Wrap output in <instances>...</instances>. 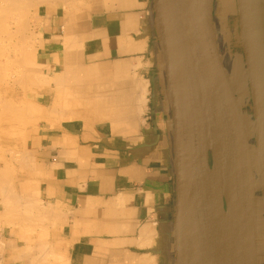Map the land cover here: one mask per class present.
Here are the masks:
<instances>
[{
	"label": "crops",
	"instance_id": "0c3cea01",
	"mask_svg": "<svg viewBox=\"0 0 264 264\" xmlns=\"http://www.w3.org/2000/svg\"><path fill=\"white\" fill-rule=\"evenodd\" d=\"M234 17L240 25L237 0H215L217 51L241 108L252 97ZM35 21L41 81L28 180L51 213L53 249L64 264H176L174 124L154 1L46 3ZM4 244L2 264L41 257L14 234Z\"/></svg>",
	"mask_w": 264,
	"mask_h": 264
},
{
	"label": "water",
	"instance_id": "95a60500",
	"mask_svg": "<svg viewBox=\"0 0 264 264\" xmlns=\"http://www.w3.org/2000/svg\"><path fill=\"white\" fill-rule=\"evenodd\" d=\"M153 1L174 124L176 264H258L249 136L220 63L215 0ZM237 1L264 208V0H251L250 27L242 0ZM203 95L214 123L213 142L203 134Z\"/></svg>",
	"mask_w": 264,
	"mask_h": 264
},
{
	"label": "rangeland",
	"instance_id": "374dc122",
	"mask_svg": "<svg viewBox=\"0 0 264 264\" xmlns=\"http://www.w3.org/2000/svg\"><path fill=\"white\" fill-rule=\"evenodd\" d=\"M22 1H21L22 2L21 5L24 4L27 0H25V2H24V0H22ZM29 1L31 2L30 3L31 6H29V4H26V5H28L29 8L26 7V5L24 4L26 9L29 10L28 14H27L28 10H26L25 7H23L24 5L20 6V4L18 2L19 8H21V10L20 9L19 10L17 9V10L21 16L17 13L19 15V19L17 18L18 17L17 15H16V18L18 19L19 22L18 21H17L18 23L16 22L17 25L13 26V28H14L13 30L14 31H15V29L17 30V26H18V24H20V26H19L20 31L17 30L18 34L16 33L17 36L19 35L18 36L19 38L15 35L13 45L16 48L13 46V50L11 51V57L9 58L10 60H8L6 62V58H5L6 55L3 56V60H2L3 61L2 65L4 64L2 66V68H3L2 72L4 71L3 77L8 78L9 75H10V77L12 75L13 76L11 77L12 79L9 77L10 79L9 78L6 79L5 82L3 80L1 83V86H0V91L2 92V93L0 92V94H1L0 99L2 100L4 98V100H3L4 102L0 100V125L2 127V130L0 127V135H1L0 136V138H1L0 139V154H1L0 155V174L3 173L2 175H0V179L4 175V177L8 178L9 180H7L6 185H5V183L3 185L7 186V189L11 192L13 190L9 189L11 187L8 186V184H9L8 182H10L11 185H12L11 182H13L14 186L12 185V187L14 190L16 188V190L13 191L14 193L12 195H10L11 194L10 193L8 196L9 192L8 193L5 192L6 187L4 188L2 186V183H3L2 181L3 180L5 181V179H3V177H2L3 180L2 181L0 180V186H2V187H0V190H1L0 191V243H1V241H5V237L7 236V234H14L16 237L19 238V243H21V245H23L26 252L28 250H30L32 252H34V251L39 252V254H37V256H39L40 254H41L40 256H42L44 252H48L50 250L55 252L51 255L52 258H50V259L46 258L48 260H45L42 258L43 259L42 263H41V261L39 262V259H36V261H34V260L32 261L33 264L34 263L38 264V262L40 264H64V259H63V256H62L60 250L59 249H52L53 245H54V241L58 240V239H48L50 236V231H51L50 221L48 220L49 217H47V215L45 216V212H43L44 207L42 206V203L38 200V198L35 196V192L33 190V187L30 186V183L28 180L29 179V173L33 169L32 156H31V151H30V147H29V141L32 137L33 131H34V129L38 123V120H39V116H38L37 111L35 109L36 108L35 107V104H36L35 93L37 91V88L39 87L38 82L41 81L40 80V78H41L40 77L41 76L40 71L35 65L36 64V51H37L35 17H36V14L38 12V8L43 4H46V3H48V4L49 3H59L60 4V3H62V4L67 5V6H69V5L70 6H77V5H81L83 3V1H85V0H64V1L63 0H41V1L40 0H29ZM33 1H35V2H33ZM22 10H23V12H22ZM22 18L26 22L25 25H24V21H23V24H21V22H20L23 20ZM237 19H238L237 17H234L232 22L229 23V27H230L232 33H237V32L241 33V24L240 25L238 24V22L236 21ZM27 22L29 24H27ZM25 26H29V27L26 28ZM239 27H240V30H239ZM226 30H227V27H223L221 32H223L225 34V32H227ZM21 33H23V34H21ZM26 34H28V35L26 37H24V35H26ZM20 35H21V38H20ZM22 35H23V37H22ZM17 38L19 39V41ZM22 38L26 39L25 43L22 41L23 40ZM227 39H228L227 36H225V39H223V43L226 44V42L228 41ZM22 45L27 46V47H23ZM228 46H229V44H228ZM22 48H24V49L22 50ZM11 49H12V47H11ZM15 50H16V52H14ZM17 50L20 52V54ZM21 52H22L23 59L20 58V57H22ZM18 54L20 55L19 57H17ZM12 57H16L17 59L12 58ZM11 59H14V60H11ZM20 60H22V62ZM11 61H13V63ZM18 61H20L22 64H20V62H18ZM6 65H7V67H6ZM28 67L30 70L28 69ZM10 68H12V69H10ZM28 70L32 71L33 73L30 72L31 73L30 74ZM21 71L23 74L21 73ZM8 72H9V74H8ZM23 76L26 77V79L28 81H30V83L25 78H23ZM15 77L17 80H15ZM21 78H23V79H21ZM30 78L33 81L30 80ZM237 78L240 79L241 77L237 76ZM18 80H19V82H18ZM24 80H26V81H24ZM32 83H34V84H32ZM28 85L30 87H27ZM11 99H13V100H11ZM7 100H8V102H7ZM1 102H2V104H1ZM6 103H7V105H6ZM9 103H11V104H9ZM241 104L244 105L245 103L243 102ZM1 105L5 106V107L3 108V106H1ZM23 105H24V107H23ZM13 107L15 108V110H18V111H14ZM6 108H7V110H6ZM8 109L10 110V112L11 111H14V112L10 113L8 111ZM25 110H26V112H25ZM1 111H3V112H1ZM241 111L243 114H245L243 117H244L246 130H247L248 136H249V149L252 152V153L250 152V154H251V161H252V167H253V174H254V177L256 180L258 177V170L255 167L257 164V148H256V141H255L253 107H252V105L241 106ZM15 113H17V114H15ZM14 116H15V118H13ZM21 130L24 131V133H22ZM17 132H20V133H17ZM4 148L7 149L8 151L5 150ZM11 148L13 150H11ZM210 155H211V153H210ZM211 159H212V155H211ZM4 163H5V165H4ZM8 165L11 168H7ZM5 166H6V168H5ZM7 171L12 173V175H10L8 173L4 174V172H7ZM7 174H8V176H7ZM257 180H259V178ZM258 185L260 186L259 181H258ZM259 186H257V183H255V191L257 193V197L255 199L256 200L255 201V210H261L263 212V215L262 214L260 215V213H256V215H255L256 237L258 239L257 241L260 242L261 239H263V234H261V233L264 230V225H263V223H264V211H263V200H262V194H261V187H259ZM3 189H5V191H3ZM5 194L7 197H10V198L7 199V197H5ZM23 194L29 195V198L31 199V201L33 203V205H31V207L30 206L29 207L31 209L32 206H34L32 208L33 213L31 210H27L29 208L27 206V203L25 202V200L22 197ZM11 196L13 198H11ZM14 196H15V198H14ZM2 199L3 200L5 199V201H3ZM16 202L19 203V207L17 206L18 203H17V205H14V204H16ZM8 203H10V205ZM5 204L6 205L8 204V205L4 206ZM20 204L22 205L21 207H20ZM24 204H26V206ZM24 206L26 209L24 208ZM35 207L37 208V210ZM5 209L7 212L12 211L9 213L10 214L12 213L13 215L11 214L12 216H10V214H8L5 211ZM38 210H40V211H38ZM25 211L28 215L26 213H24ZM15 212H17L19 214V215L17 214V220L15 217V215H16ZM20 212H21L22 216H21ZM35 212H37V213H35ZM42 212L44 213V215L41 214ZM23 214L27 215V216L26 215L25 216L28 218V220H26V219H25V221L21 220L22 218H26V217H23L24 216ZM29 214H31L35 220H37L38 217L39 218L42 217L41 220L43 219V221H40V219H38L37 220L38 222L35 221L36 223L34 224L33 223L34 219H32V221H31V218H33V217H31ZM7 216L10 217V219L7 218ZM29 216H30V218H29ZM13 217H15V218H13ZM13 220H14V222H13ZM10 221L12 222V224L10 223ZM19 221H20V224H19ZM28 222H30V223L32 222L31 223V224H33L32 227H30L31 224ZM26 223H28V225L25 226ZM30 238H34V239H30ZM0 251H1L0 252V264H2L1 255L3 253V249H0ZM48 261H49V263H48Z\"/></svg>",
	"mask_w": 264,
	"mask_h": 264
},
{
	"label": "bare ground",
	"instance_id": "6f19581e",
	"mask_svg": "<svg viewBox=\"0 0 264 264\" xmlns=\"http://www.w3.org/2000/svg\"><path fill=\"white\" fill-rule=\"evenodd\" d=\"M22 0H0V86H1V83H2V81L4 80V82H5V80L6 79H8L9 77H10V75H9V77L8 78H6V77H3V75H4V71L2 72V70H3V68H2V66L4 65H2V63H3V56H5V58H6V62L8 61V60H10L9 58L11 57V51L13 50V44H14V38H15V35H16V33H17V30H19V26H20V24H18V26H17V30L15 29V31L13 30L14 28H13V26L14 25H17V23L19 22L18 21V19H19V13H18V10L20 9L21 10V8H19V5H18V2H19V4H20V6H22V5H26V4H29V6H31L30 5V1L29 0H27L26 2H25V0H24V4H22L21 5V3L23 2H21ZM29 1V2H28ZM41 1V0H40ZM64 1V0H63ZM33 2H35V1H33ZM84 2V1H83ZM247 2H248V7H247V9L245 10V8H244V3L246 4V2L244 1L243 2V0H242V11H243V13L245 14L246 13V16H245V19H246V21H247V24H245V25H247L248 27H250V26H252L254 23H253V20H252V14H251V0H247ZM81 4V3H80ZM25 5L23 6V7H25ZM18 7V8H17ZM26 7H28V5H26ZM26 7H25V9H26ZM29 8V7H28ZM18 9V10H17ZM26 10H28V9H26ZM25 10V11H26ZM22 12H23V10H22ZM21 12V13H22ZM28 12H29V10L27 11V14H28ZM19 15H18V14ZM26 13V12H25ZM16 15L18 16L17 18H16ZM21 16V15H20ZM24 16V15H23ZM16 19V20H15ZM21 19V18H20ZM23 19V18H22ZM18 21V22H17ZM23 21H24V25L26 24V22H25V20L23 19L22 21H20L21 22V24H23ZM17 22V23H16ZM16 23V24H15ZM27 24H29L28 22H27ZM23 25V26H24ZM26 28L27 27H29V26H25ZM247 27V28H248ZM20 31V30H19ZM24 31V30H23ZM25 32V31H24ZM251 33V32H250ZM18 34V33H17ZM21 34H23V33H21ZM28 34H26V35H24V37H26ZM17 36V35H16ZM19 36V35H18ZM17 36V37H18ZM22 37H23V35H22ZM19 38V37H18ZM17 38V39H18ZM20 38H21V35H20ZM23 39V38H22ZM21 40V39H20ZM18 41H19V39H18ZM24 43H25V41H26V39H23L22 40ZM17 43V42H16ZM25 45V44H24ZM24 45H22L23 47H27V46H24ZM21 46V47H22ZM11 47H12V49H11ZM15 47V46H14ZM20 47V46H19ZM16 48V47H15ZM24 48H22V50H23ZM20 50V49H19ZM18 51V50H17ZM14 52H16V50L14 51ZM19 52V51H18ZM16 54V53H15ZM19 54H20V52H19ZM18 54V56L17 57H19L20 55ZM17 55V54H16ZM21 56H22V52H21ZM12 58H16V57H12ZM21 59H23V56L22 57H20ZM17 59V58H16ZM5 60V59H4ZM11 60H14V59H11ZM21 62H22V60H20ZM20 61H18V62H20ZM12 63H13V61H11ZM17 62V63H18ZM20 62V64H22ZM6 64V63H5ZM19 64V65H20ZM6 67H7V65H6ZM22 68V67H21ZM26 68V67H25ZM10 69H12V68H10ZM14 69V68H13ZM28 69H29V67H28ZM166 69V68H165ZM24 70V69H23ZM30 70V69H29ZM28 70V71H29ZM17 71V70H16ZM27 71V72H28ZM20 72V71H19ZM30 72H32V71H29V73ZM6 73V72H5ZM14 73V72H13ZM21 73H22V71H21ZM33 73V72H32ZM8 74H9V72H8ZM11 74V73H10ZM23 74V73H22ZM31 74V73H30ZM29 74V75H30ZM21 75V74H20ZM25 75V74H24ZM13 76V75H12ZM11 76V77H12ZM18 76V75H17ZM26 76V75H25ZM10 77V78H11ZM9 78V79H10ZM23 78H25L26 79V77H24L23 76ZM23 78H21V79H23ZM12 79V78H11ZM15 80H17L16 79V77H15ZM27 80V79H26ZM26 80H24V81H26ZM30 80H32L31 78H30ZM8 81V80H7ZM13 81V80H12ZM21 81V80H20ZM28 81V80H27ZM33 81V80H32ZM31 81V82H32ZM14 82V81H13ZM18 82H19V80H18ZM29 83H30V81H28ZM21 83V82H20ZM24 83V82H23ZM27 83V82H26ZM12 84V83H11ZM25 84V83H24ZM23 84V85H24ZM28 84V83H27ZM32 84H34V83H32ZM30 85V84H29ZM27 86V87H30V86ZM26 86V85H25ZM25 89V88H24ZM1 92V91H0ZM2 93V92H1ZM1 95V94H0ZM26 95V94H25ZM4 96V95H3ZM2 96V97H3ZM1 100V99H0ZM4 100V98L1 100V101H3ZM11 100H13V99H11ZM4 102V101H3ZM6 102V101H5ZM7 102H8V100H7ZM12 102V101H11ZM15 102V101H14ZM23 102V101H22ZM13 103V102H12ZM1 104H2V102H1ZM9 104H11V103H9ZM6 105H7V103H6ZM14 105V104H13ZM18 105V104H17ZM26 105V104H25ZM32 105V104H31ZM1 106H3V105H1ZM11 106V105H10ZM20 106V105H19ZM33 106V105H32ZM5 106H3V108H4ZM15 107V106H14ZM13 107V108H14ZM23 107H24V105H23ZM22 107V108H23ZM12 108V107H11ZM21 108V107H20ZM2 109V108H1ZM6 110H7V108H6ZM13 110V109H12ZM21 110V109H20ZM19 110V111H20ZM8 111L10 112V110L8 109ZM14 111H18V110H15V108H14ZM14 111H11V112H14ZM1 112H3V111H1ZM10 112V113H11ZM21 112V111H20ZM25 112H26V110H25ZM28 113V112H27ZM14 114V113H13ZM15 114H17V113H15ZM25 114V113H24ZM8 115V114H7ZM18 116V115H17ZM13 118H15V116L13 117ZM201 118H202V124H203V134H204V138L207 140V141H209V142H213L214 141V136H215V130H214V123H213V121H212V117H211V109H210V105H209V101H208V99H207V97L205 96V95H203V97L201 98ZM20 119V118H19ZM23 119V118H22ZM14 126V125H13ZM0 127H1V125H0ZM4 129V128H3ZM1 130H2V127H1ZM5 130V129H4ZM22 131V130H21ZM17 133H20V132H17ZM22 133H24V131H22ZM1 136V135H0ZM1 139V138H0ZM5 149V148H4ZM2 150V149H1ZM5 150H7V149H5ZM11 150H13L12 148H11ZM210 150L211 149H209L208 148V153L210 152ZM250 150V149H249ZM8 151V150H7ZM3 154V153H2ZM1 155V154H0ZM4 155V154H3ZM258 160V159H257ZM218 161H219V158L217 159V161H216V163H218ZM4 165H5V163H4ZM7 166V165H6ZM6 166H5V168H6ZM258 166V165H257ZM4 168V169H5ZM7 168H11V167H9V165H8V167ZM258 168V167H257ZM12 170V169H11ZM258 170V169H257ZM5 171V170H4ZM5 173H8V174H10V175H12V173H10V172H4V174ZM3 174V173H2ZM2 174H0V175H2ZM8 174H7V176H8ZM14 174V173H13ZM2 177H3V179H5V181L2 179ZM1 177V181L3 182L2 183V186L5 188L6 187V191H5V189H3V191H5V192H9L8 193V196H9V194L10 195H12L14 192L13 191H15L16 190V188H15V190L13 189V187H12V185H13V182H11L12 183V185L10 184V182H8L9 184H8V186L9 187H11V188H9V189H11V190H13V191H9L8 189H7V186H5L7 183V180H9L8 178H6V177H4V175ZM10 178V177H9ZM12 179V178H11ZM14 179V178H13ZM5 183V185H3ZM2 186H0V187H2ZM14 186V185H13ZM259 187H261V184H260V186ZM1 191V190H0ZM17 192V191H16ZM5 197H7L6 196V194H5ZM18 197V196H17ZM4 198V197H3ZM8 198H10V197H7V199ZM11 198H13L12 196H11ZM14 198H15V196H14ZM28 199V198H27ZM3 200V199H2ZM10 200V199H9ZM14 200V199H13ZM263 200V199H262ZM3 201H5V199L3 200ZM15 201V200H14ZM17 201V200H16ZM28 202H27V206H28V208L29 209H27V210H31L32 211V208L34 207V206H32V208L30 209V207H31V205H33V203L32 202H29V199L27 200ZM34 201V200H33ZM17 203L18 202H16V204H14V205H17ZM35 203V202H34ZM9 205H10V203H8ZM7 204V205H8ZM12 204V203H11ZM6 204L4 205V206H7ZM25 206H26V204H24ZM41 205V204H40ZM18 207H19V203H18V205H17ZM22 205L20 204V207H21ZM25 206H24V208H25ZM30 206V207H29ZM43 206V205H42ZM37 207V206H36ZM35 207V208H36ZM46 207V206H45ZM8 208V207H7ZM16 208V207H15ZM14 208V209H15ZM23 208V209H24ZM38 208V207H37ZM37 208H36V210H37ZM41 208V207H40ZM43 208V207H42ZM4 209V208H3ZM13 209V210H14ZM17 209V208H16ZM26 209V208H25ZM49 209V208H48ZM26 210V211H27ZM41 210V209H40ZM40 210H38V211H40ZM43 210H44V208H43ZM5 211H6V209H5ZM15 211V210H14ZM23 211V210H22ZM26 211L24 212V213H26ZM256 212H255V215H256V213H260V215L262 214L263 215V212L261 211V210H255ZM263 211H264V208H263ZM7 212V211H6ZM9 212H12V211H9ZM9 212H7L8 214H10ZM29 212V211H28ZM44 212V211H43ZM41 213V214H43L44 215V213ZM48 212V211H47ZM32 213H33V211H32ZM35 213H37V212H35ZM45 213H46V209H45ZM4 214V213H3ZM7 214V215H8ZM12 214V213H11ZM10 214V216H12ZM16 214V215H15ZM15 217H16V220H17V212H15ZM20 214H21V212H20ZM27 214V213H26ZM25 214V215H26ZM51 214V213H50ZM49 214V215H50ZM19 215V214H18ZM24 215V214H23ZM23 216V217H26V216ZM31 217H33L31 214H29ZM49 216L48 215V213H46L45 214V216ZM259 215V216H260ZM21 216H22V214H21ZM30 216H29V218H30ZM15 217H13V218H15ZM20 217V216H19ZM50 217V216H49ZM7 218H9L10 219V217H8L7 216ZM6 218V219H7ZM12 218V217H11ZM42 218V217H41ZM41 218H39L38 217V219H40V221H43V219L41 220ZM46 218V217H45ZM20 219V218H19ZM24 219V220H23ZM25 219L26 220H28V218L26 217V218H22L21 220L22 221H25ZM32 219H34V217L33 218H31V221H32ZM37 219V220H38ZM47 219V218H46ZM37 220H35L34 219V221H33V223L35 224L36 222L35 221H37ZM48 220H50V219H48ZM8 221V220H7ZM30 221V220H29ZM13 222H14V220H13ZM27 222V221H26ZM38 222V221H37ZM10 223L12 224V222L10 221ZM9 223V224H10ZM28 223H30V222H28ZM28 223H26L25 224V226L26 225H28ZM32 223V222H31ZM30 223V224H31ZM52 223V222H51ZM17 224V223H16ZM19 224H20V221H19ZM32 225L33 224H31V226L30 227H32ZM263 225H264V223H263ZM29 227V226H28ZM27 228V227H26ZM146 229V228H145ZM148 234V233H147ZM143 235H144V233H143ZM146 235V234H145ZM5 244H4V241H1V243H0V249H3V246H4ZM52 246V245H51ZM48 249V248H47ZM50 249V248H49ZM53 249V248H52ZM34 250V249H33ZM48 251V250H47ZM1 252V251H0ZM49 252V251H48ZM53 252V251H52ZM52 252H50V253H52ZM29 253V252H28ZM31 253V252H30ZM38 253V252H37ZM50 253H49V256H50ZM41 255V254H40ZM45 255V254H44ZM43 256V255H42ZM40 257V259L39 258H37V259H39V262L41 261V263H42V260L45 258V256H44V258L43 257ZM46 257H48V256H46ZM41 258H43V259H41ZM45 260H48V259H45ZM35 261H36V259H35ZM38 262V261H37ZM38 262V264H40ZM47 262V261H46ZM48 263H49V261H48Z\"/></svg>",
	"mask_w": 264,
	"mask_h": 264
}]
</instances>
